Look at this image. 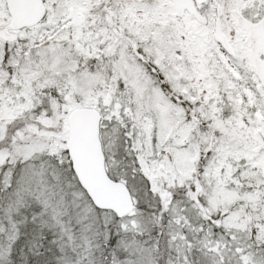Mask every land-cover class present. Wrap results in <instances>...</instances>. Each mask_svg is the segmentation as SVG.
Listing matches in <instances>:
<instances>
[{
	"label": "snow or ice",
	"instance_id": "6c2138e0",
	"mask_svg": "<svg viewBox=\"0 0 264 264\" xmlns=\"http://www.w3.org/2000/svg\"><path fill=\"white\" fill-rule=\"evenodd\" d=\"M0 264H264V0H0Z\"/></svg>",
	"mask_w": 264,
	"mask_h": 264
}]
</instances>
